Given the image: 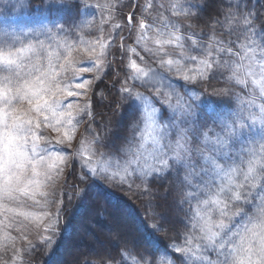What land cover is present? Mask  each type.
Listing matches in <instances>:
<instances>
[{"label":"snow or ice","instance_id":"obj_1","mask_svg":"<svg viewBox=\"0 0 264 264\" xmlns=\"http://www.w3.org/2000/svg\"><path fill=\"white\" fill-rule=\"evenodd\" d=\"M120 7L131 9L123 23ZM97 10L111 31L85 39ZM204 11L200 0L168 8L155 0H40L36 8L32 0H0V264H23L36 250L17 217L33 225L54 264L64 204L57 185L72 178L82 203L110 186L135 189L148 202L145 219L124 209L109 217L118 225L110 229L116 256L105 250L99 264H264V0H216L206 38L190 31ZM166 12L189 21L186 29ZM133 32L136 46H125ZM117 38L121 59L138 56L139 47L157 67L128 57L130 71L119 88L112 84L120 120L96 131L89 93L110 67L105 58ZM81 52L88 63L76 61ZM92 71L94 79L78 75ZM211 81L224 86L209 89ZM97 95L103 103V89ZM84 123L70 154L60 146L72 147ZM28 202L42 211L24 210ZM124 217L131 225H121ZM177 223L180 243L157 239Z\"/></svg>","mask_w":264,"mask_h":264},{"label":"trees","instance_id":"obj_2","mask_svg":"<svg viewBox=\"0 0 264 264\" xmlns=\"http://www.w3.org/2000/svg\"><path fill=\"white\" fill-rule=\"evenodd\" d=\"M157 1L158 0L155 2L159 3ZM140 2L143 3L144 0H140ZM200 2L205 3L204 14L202 18L191 19L190 22L193 27L190 31L197 34H203L206 38L211 32L208 22L215 11L216 0H200ZM38 4H40V0H32L33 7H37ZM168 7L169 6L166 8ZM124 10L125 11L120 15L123 22L126 20L131 9L128 8ZM165 15L172 20L179 21L180 24L185 26V29L189 23V21H186L183 17L171 16L168 12H166ZM149 19L151 20V17ZM101 28L100 25L95 26L97 35H101ZM103 30L104 32L108 31L104 26ZM122 35H128L126 29ZM217 35H219V29H217ZM107 36L108 35L105 34V37ZM135 38L136 33L133 32L129 39L123 41V44L125 46H134ZM115 44L116 48L111 49L105 58V64H108L109 61H111L110 67L106 69L102 79L92 85L93 90L89 93L94 113L93 127L96 131H100L98 126L104 125L105 123H111L114 126L116 122L120 120L118 112L122 111L115 107L118 102L116 88H119L120 86L118 81H121L124 78V74L130 71V69L127 68L129 53H125L124 58L121 59L118 53L121 44L119 38L115 40ZM113 54H116L115 60H112ZM117 73H119V75H116ZM113 83H116V88L112 87ZM206 86L211 89L220 88L224 85L218 81H211ZM101 89L104 91L103 103H101V97L97 95ZM125 117L124 123L127 125L129 118H127L126 113ZM87 126V123L83 124L78 141L81 134L85 132ZM122 134L128 135L129 133L125 129ZM69 171H71V169H65V176L68 175ZM76 172H79L78 168L76 169ZM75 184H77V180L72 178L69 179L66 184L61 181L57 185V193L58 195H62L64 204L59 224L60 235L55 245V256L53 257V261L54 264H71L73 261H76V264H99L97 257L103 255L105 250L110 251L113 256H116V252L112 248V245L116 241L115 237H113L110 232V229H116L118 225L109 217L119 216L121 213L118 212L117 209H124L127 213H130L136 218L145 219L146 212L150 210L143 207L141 204L142 200L137 198L138 194L135 193V190L132 192L124 191L116 186L97 189V195L92 196L90 199L82 203L76 198V193L73 190V185ZM69 195L73 196L71 202L68 200ZM77 206H79L78 211L76 210ZM52 209L53 211L55 210L54 208ZM170 215L176 221H179V219L182 218V213L179 211L171 212ZM125 222H127L128 225H131V221H128L127 219L121 220V225ZM145 222H147V220H145ZM182 231L183 229L177 223L175 232L170 228L167 235L161 233L157 239L164 244L171 243L173 240H175L176 243H180V237L175 233H181ZM107 235L113 237L112 242H106ZM87 237H90L101 244L95 246ZM80 248H83L81 252H79ZM23 264H48V256L44 245L37 246L36 250L30 255L24 253Z\"/></svg>","mask_w":264,"mask_h":264},{"label":"rangeland","instance_id":"obj_3","mask_svg":"<svg viewBox=\"0 0 264 264\" xmlns=\"http://www.w3.org/2000/svg\"><path fill=\"white\" fill-rule=\"evenodd\" d=\"M119 2H120L121 5H126V4H128L130 2V0H119ZM157 2L164 4V6L166 8L167 6H169L172 3V0H158ZM88 3L92 4V5H96V4L109 5V4H116L117 0H88ZM32 8H36V7L32 6ZM124 9H128V7H120L119 10H118L117 17H116V20L121 22V23H123V21H122L120 15L125 11ZM106 17H107V12L105 11L103 18H106ZM101 21H102V16L100 14V10L96 11V15L94 17H88V26L85 27V39H95V37L99 36V35L96 34V31H95V26H98V25H100V27H102V29H103V26L107 28L108 31L104 32V30H103V35L104 36H105V34H107V35L109 34V32L111 31L110 23H103L102 24ZM114 22L115 21H113V23ZM154 35L155 34L152 33V36H154ZM135 46L136 45L134 44L133 47H135ZM147 46L148 47H154V45L152 44L151 40H149L147 42ZM169 51H172V50L169 49ZM137 52L139 53L138 56L137 55H132L131 53H129L128 56H131L132 59H135L137 64L140 65V66H144L145 64H151L152 67H157L156 64L152 63V59L153 58L147 52L143 51L139 47L137 48ZM141 56L144 58L143 61H141V59H140ZM74 57L76 58V61L78 63H88L90 61V58L83 52L74 53ZM78 75H80V76H82L84 78L94 79L96 77V72L92 71V72H86V73H82V74H78ZM68 76H69V78H71L73 76V73L69 72ZM69 99L75 101V100H78L80 98L70 97ZM80 102L83 103V99H80ZM82 128H83V124H81L79 126V128L77 129V131H76V134H75L76 135V139L73 141L72 147H68L67 145L60 146V147H63L70 154L73 153L75 151V148H76L77 144H78L77 141H78L79 134L81 133ZM43 134L47 135V136H50L53 139H55V137H56V133L51 132V130H46ZM70 160H71V157H70ZM147 203H148L147 200H142V202H141V204L143 205V207L145 209H147L145 207ZM24 210H30V211H35V212L42 211V209L31 205V202H28L25 205V209ZM51 210L53 211V209H51ZM119 216H121V214ZM0 219H2V217H0ZM124 219H127V217H124L122 220H124ZM17 220L20 223H22V224L27 226L26 227V234L28 235V239L36 247L39 246V245H42V243L38 239L37 233H36L33 225L30 222H28V221H24L23 218H21V217H17ZM10 231H11L12 235H17V236L19 235V233L15 232L14 229H12ZM113 237H110V236L107 235L106 242H108V243L112 242V238ZM87 238H89L88 240L90 242H92L95 246L101 244L98 241H96V240H94V239H92L90 237H87ZM57 240H58V238H57ZM57 240H56V242H57ZM17 246L18 247H26L27 245L26 244H21V243L18 242ZM82 250H83V248H80L79 252H81ZM71 264H76V261H73Z\"/></svg>","mask_w":264,"mask_h":264}]
</instances>
